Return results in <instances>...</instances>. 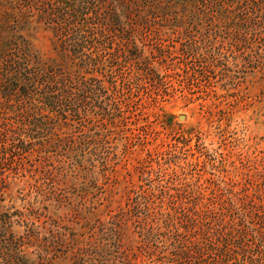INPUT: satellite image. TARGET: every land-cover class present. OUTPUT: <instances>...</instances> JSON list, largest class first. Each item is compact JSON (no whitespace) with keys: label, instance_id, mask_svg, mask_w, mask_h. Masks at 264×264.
Listing matches in <instances>:
<instances>
[{"label":"trees","instance_id":"obj_1","mask_svg":"<svg viewBox=\"0 0 264 264\" xmlns=\"http://www.w3.org/2000/svg\"><path fill=\"white\" fill-rule=\"evenodd\" d=\"M260 57L264 0H0V191L30 176L21 208L4 205L0 264H264V150L204 204L123 205L99 184L112 130L97 129L99 115L103 129L124 117L143 78L193 81ZM14 216L23 230L7 236Z\"/></svg>","mask_w":264,"mask_h":264},{"label":"rangeland","instance_id":"obj_2","mask_svg":"<svg viewBox=\"0 0 264 264\" xmlns=\"http://www.w3.org/2000/svg\"><path fill=\"white\" fill-rule=\"evenodd\" d=\"M35 44L45 56H53L47 38ZM258 59L218 67L193 81L173 77L156 83L143 78L133 85L129 110L115 126L103 129L101 115L97 117L101 135L112 130L105 148L112 152L110 169L100 186L123 205L130 194L149 196L153 207H169L172 200L186 201L185 195L198 196L204 204L217 188L253 175L264 150V58ZM19 177L18 187L0 191V218L7 214L4 205L14 206L9 208L14 213L25 203L17 188L26 187L30 176ZM11 192L17 201H11ZM13 219L12 226L4 223L7 236L23 230L18 217Z\"/></svg>","mask_w":264,"mask_h":264},{"label":"water","instance_id":"obj_3","mask_svg":"<svg viewBox=\"0 0 264 264\" xmlns=\"http://www.w3.org/2000/svg\"><path fill=\"white\" fill-rule=\"evenodd\" d=\"M183 115L180 116V119H182Z\"/></svg>","mask_w":264,"mask_h":264}]
</instances>
